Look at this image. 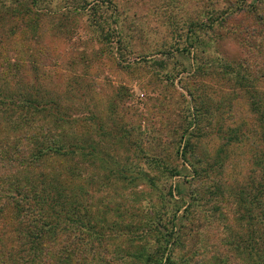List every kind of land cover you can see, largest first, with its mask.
<instances>
[{
    "label": "rangeland",
    "instance_id": "obj_1",
    "mask_svg": "<svg viewBox=\"0 0 264 264\" xmlns=\"http://www.w3.org/2000/svg\"><path fill=\"white\" fill-rule=\"evenodd\" d=\"M20 93L59 121L0 103V264H51L19 258L15 175L80 205L76 230L55 206L61 264H264L240 199L264 175V0H0V100ZM30 131L91 153L28 162Z\"/></svg>",
    "mask_w": 264,
    "mask_h": 264
},
{
    "label": "trees",
    "instance_id": "obj_2",
    "mask_svg": "<svg viewBox=\"0 0 264 264\" xmlns=\"http://www.w3.org/2000/svg\"><path fill=\"white\" fill-rule=\"evenodd\" d=\"M4 100H0V103L7 104L4 108V111L8 114L6 116V120L11 121L13 117L12 113L17 108L20 111V117H24L25 115H44V116H57L59 121V107L58 104L54 101H51L50 109L47 107H43V102L35 98V97H28L27 95H22L21 93L18 95L10 96L4 95ZM15 97V99H14ZM49 106V105H48ZM11 110V111H10ZM53 111V112H51ZM3 112V113H5ZM20 120V119H19ZM20 123V121H19ZM13 121V126L19 133H22L24 129L23 125H19ZM44 128L38 129L41 133H44ZM57 133H54L55 137L59 138V128L56 129ZM28 138L29 144L32 146V153H34V159L27 160L28 162L34 163L40 160V157L47 156L49 154H59V155H66V154H74L80 150H86L82 148H87L85 152V156L91 153L89 143L84 142V147H79L75 142L72 143H65L63 141H59V139H49L42 140L41 135H36L33 131H30V134L26 136ZM42 137V138H41ZM60 142V143H59ZM17 147V146H16ZM17 149V148H15ZM103 157H100L102 160ZM263 161H258V164L261 165ZM23 164V161H21ZM261 168L264 166L261 165ZM4 181V180H3ZM254 185V190H256L257 197L255 195L249 194L247 191L242 192L240 194L241 201L247 205L246 213L244 215L247 220L250 222H258L261 219H264V201L260 198L264 196V175L261 174L259 181L256 179L252 180ZM9 188L15 192L13 195H10L9 198L14 200L15 202V212L16 216L19 220V223L24 228L25 236L20 241L21 250L18 251L19 258L24 261H28L30 256L37 258L39 256L38 249L46 251L48 258L51 260V264H61L63 262L62 254H73L76 246H70V242L68 241L67 237L65 241L60 239L61 233L60 226L62 219H67L66 215H63L58 209H55L56 204L62 208H68L69 211L73 212L72 220H75V226L71 227V230H76L77 228H87V225L84 221L80 218V205L77 203V200L73 203H66L65 199V189H62V186L59 185V190L54 188L58 192V197L55 200V205H50L47 203V196L53 195V189L48 187H42V182L40 181L41 185H37L34 180H32L29 176H10L9 177ZM255 183V184H254ZM32 192L30 195L26 192ZM249 198V199H248ZM31 200L33 202H31ZM261 210L257 216L254 215L253 208L256 206ZM79 209V211H78ZM78 222V223H77ZM262 224V223H261ZM23 225H26L23 227ZM89 228L87 232V236H89ZM59 234V239L57 238ZM78 241L76 236H73V240L71 244ZM255 244H250L256 248L258 245L257 239L253 241ZM92 250V249H90ZM35 254L33 255V253ZM16 262V261H14ZM169 262H172V259H169Z\"/></svg>",
    "mask_w": 264,
    "mask_h": 264
}]
</instances>
